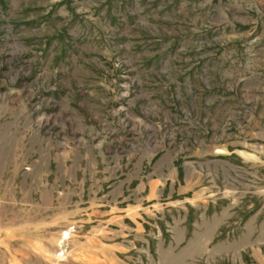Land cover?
Listing matches in <instances>:
<instances>
[{"label":"rangeland","instance_id":"rangeland-1","mask_svg":"<svg viewBox=\"0 0 264 264\" xmlns=\"http://www.w3.org/2000/svg\"><path fill=\"white\" fill-rule=\"evenodd\" d=\"M0 264H264V0H0Z\"/></svg>","mask_w":264,"mask_h":264},{"label":"crops","instance_id":"crops-1","mask_svg":"<svg viewBox=\"0 0 264 264\" xmlns=\"http://www.w3.org/2000/svg\"><path fill=\"white\" fill-rule=\"evenodd\" d=\"M217 103L213 102V128H209L210 129V137H213L215 138V136L212 134L213 133V130L216 129V125H217V121L215 119V114H216V105ZM195 130V129H193ZM204 133V131H202ZM201 132V133H202ZM125 133H121V134H118L116 138H114L113 140L110 139V142H115L114 145L118 146L119 143L121 141H129L132 139L130 137H126V135H124ZM140 138H135V142L131 140V143H133L135 146L137 145H141V142H144V144H148L152 141H156L157 138L155 139L153 137V135H147V134H141L139 135ZM194 141V139H193ZM208 141L209 143L212 141L211 138H208ZM184 142H187V139H184L183 135L181 133H179V135L176 137V139L173 141L174 144H177V143H184ZM216 142V141H215ZM216 144L213 145V154L212 152L210 151L209 153H198V149L196 148L195 151L197 152H194L193 154H189V156H187L186 159L184 160H187L186 162H184V165H187L189 166L190 168H194L195 170L198 169V172H195L196 174L199 173V171L202 169L203 167V162L204 161H213V163H215L216 161H219L218 163L221 164V153H219L218 150H220L219 148L216 150ZM109 148L107 147L105 149L108 150ZM136 149V148H135ZM219 153V154H218ZM218 154V155H216ZM154 156V155H153ZM207 156V157H206ZM190 157V158H188ZM161 158H163L164 160H166V165L167 167H170L172 169V176H173V180H176L178 178V174H185L186 171L184 170V166H183V162H179L178 164V167H175V164H174V161H178L179 159H181V155H180V151H176L174 150L173 148L169 149V150H166L164 151L161 155H158L154 158V162L153 163H158L160 162ZM139 162L140 165H142V159L139 157H133L129 160V164L128 165V168L129 170H132V168L135 166L134 163L136 162ZM108 162H111L110 160ZM113 166L115 169H118L119 168V162L117 160H114L112 161ZM126 165H123L120 169H122L123 167H125ZM182 168V172L179 173L178 172V168ZM164 170L166 169L165 167L163 168ZM193 169V170H194ZM200 169V170H199ZM137 174H140V171H141V168H135ZM163 171H160V172H157L161 175H164V174H169L168 172H164ZM106 172V171H104ZM108 175H109V170L106 172ZM118 176H123L119 171H118ZM170 175V174H169ZM187 175V173H186ZM151 177V178H150ZM148 179H150L149 183H148V197L151 198V199H155L156 196L159 194V192H163V185L164 183H170V180L169 178H159L157 174H153L151 175ZM194 181V179H192ZM169 188V186H168Z\"/></svg>","mask_w":264,"mask_h":264}]
</instances>
